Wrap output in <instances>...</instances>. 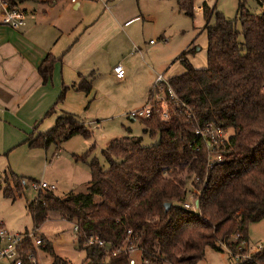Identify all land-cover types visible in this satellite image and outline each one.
<instances>
[{"label": "trees", "instance_id": "obj_1", "mask_svg": "<svg viewBox=\"0 0 264 264\" xmlns=\"http://www.w3.org/2000/svg\"><path fill=\"white\" fill-rule=\"evenodd\" d=\"M7 1L20 7L25 1L53 0ZM192 7L193 0H178L180 12L192 16ZM205 29L206 68H195L187 60L193 48L182 51L179 59L185 72L167 79L163 98L149 94L151 114L141 120L145 133L158 135L157 143L144 145L143 138L134 135L114 138L102 150L107 170L98 159L90 161L86 192L56 196L40 190L36 199L26 202L36 230L50 211L75 223L79 248L85 250L80 264H129L128 251L113 254L129 229L136 235L142 261L199 264L207 247L221 249L225 244L231 254L241 243L248 247L249 226L264 219V9L255 14L240 5L234 19L217 13L215 24H206ZM55 61L48 54L40 64L43 83L49 81ZM168 86L186 106L175 104ZM76 88L89 93L92 78L83 79ZM67 90L62 88L57 103ZM51 113L52 109L46 115ZM206 123L229 131L220 146L223 158L213 165L206 143L195 135L196 127ZM92 134L77 115L64 112L52 128L30 135L26 142L48 148L76 135L90 138ZM24 184V177L10 169L0 172L4 196L22 197ZM194 189L197 211L184 207ZM90 238L105 245L86 244ZM43 241L42 249L53 255L52 264H72ZM34 248L33 239H27L25 251L34 253ZM239 264H264V245Z\"/></svg>", "mask_w": 264, "mask_h": 264}, {"label": "crops", "instance_id": "obj_2", "mask_svg": "<svg viewBox=\"0 0 264 264\" xmlns=\"http://www.w3.org/2000/svg\"><path fill=\"white\" fill-rule=\"evenodd\" d=\"M86 1L95 5L94 11L88 12L81 0H53L40 15L34 8L29 19L28 9L23 8V24L17 28L0 22V172L11 164L15 174L23 173L19 168L23 165V147L30 150L29 157L36 152L33 150L43 148L29 146L27 138L52 128L62 113L77 115L85 125L103 115L121 116L127 111L134 120L137 117L130 113L148 104L158 74L170 78L185 72L182 65L183 70L177 68L169 73L175 60L171 63L172 55L163 51V57L157 58L155 54H160L161 47L143 46L150 34H159L161 40H166V28L165 23L157 21L156 12L142 5V0ZM194 43L195 40L186 50ZM115 53L118 56L113 58ZM48 54L56 61L49 81L43 83L38 68ZM116 65L123 66V78L115 75ZM90 78L89 93L76 88L80 81ZM104 79L116 87L107 86ZM65 86V97L57 103ZM95 104L103 107L96 116L92 109ZM51 109L52 113L46 115ZM74 183L72 180L71 186Z\"/></svg>", "mask_w": 264, "mask_h": 264}, {"label": "rangeland", "instance_id": "obj_3", "mask_svg": "<svg viewBox=\"0 0 264 264\" xmlns=\"http://www.w3.org/2000/svg\"><path fill=\"white\" fill-rule=\"evenodd\" d=\"M60 1L67 2L70 0ZM261 1L193 0V14L189 16L179 11L178 0H142V5L146 9L156 12L157 21H161L162 24L165 23L164 27L166 28V40H161L158 37L159 34H150L148 35L146 43H143V46L145 44V46L150 48L161 47L162 51H160V54H155L157 58L160 57L159 55L163 57V51H168V55H172L171 63L175 59L168 71L173 74L177 71V68L183 70L182 63L176 57L181 51L186 50V47L195 40V43L191 47L194 50L193 52H188L186 56L187 60L192 65L194 64L196 68L205 69L207 66L208 47L205 25L215 24L217 13L223 14L228 19H234L237 16L240 5H243L251 13H261L264 9ZM81 2L82 6L87 5L88 12L94 11L95 5L92 2H87L86 0H81ZM47 4L48 2L39 4L33 1H25L20 7L22 9H28L26 19H29L34 8L37 9L40 15L47 8ZM150 39H153L154 44L150 43ZM117 56L118 53H115L112 57L116 58ZM164 77L167 78V76ZM104 80L107 86L111 88L116 87V84L111 80ZM127 92L129 91L126 90ZM118 93L124 94L125 92L118 90ZM163 97L164 94L162 91L159 92V95L155 92V99H161ZM102 108V106L95 104L92 108L94 115L101 114V111H103ZM128 112L123 113L121 116L110 115L108 117L103 115L102 118H96L94 123H86L87 128L93 133L90 138L76 135L63 141L59 146L51 144L46 150L43 148L42 150H33L36 151V154L33 153L31 157L27 156L30 150L24 146L23 165L22 163L19 165L20 170L23 172L19 174L24 177L25 182L22 197H17L14 200L4 196L3 191H0V220L3 221L5 227L13 232L21 233L26 230H34L32 217L26 208V202L32 201L38 196V191L32 188L34 181H53L56 183V188L52 190L56 196H64L68 192L66 190L69 188L72 191L74 189V192H86L87 183L91 179L90 161L96 158L105 170L109 168V164L102 154V150L106 148L108 140L112 138L111 136L115 137L119 135L122 137L134 135L142 137L144 145L157 143L159 140L158 135L150 136L145 133L143 121L140 118L131 120ZM108 114H110V111ZM83 156L84 159L77 158ZM8 169L15 173L11 168V164H9ZM72 180L75 183L71 186L70 183ZM43 192L47 191L43 190ZM74 227V222L61 217L56 211H50L48 219L37 228V231L34 230V254L37 257V264H52L53 262V255L41 247L43 238L46 242L52 244L54 253L57 256L68 260L72 264H80L85 258V250L79 248L78 235ZM234 238H232V241H235ZM263 245L264 219L257 223H252L249 226L248 247L244 242L239 244L235 250L239 251L247 247L245 249L247 252L244 255L248 256L250 253L258 251ZM134 256L139 260L137 254ZM240 262L241 260L236 259L226 246L221 245V249L207 247L205 255L199 264H239ZM161 264L168 263L162 262Z\"/></svg>", "mask_w": 264, "mask_h": 264}, {"label": "built area", "instance_id": "obj_4", "mask_svg": "<svg viewBox=\"0 0 264 264\" xmlns=\"http://www.w3.org/2000/svg\"><path fill=\"white\" fill-rule=\"evenodd\" d=\"M77 0H72L75 2ZM25 17V12L22 8L18 7H11L7 0H0V22L2 24L8 25L13 28H17L23 24V20ZM153 42V41H152ZM115 75L118 78H123L125 75V70L122 65H116L114 67ZM167 83V79L164 77L163 74H158L155 79V83L152 88V92H160L163 90V84ZM168 93L172 100H174L176 105L186 106L184 103L180 101L177 97L175 92L171 87L168 86ZM151 114V102L149 101L148 104L139 110L132 111L130 115L132 117L137 118H148ZM187 116H190L188 114ZM229 131L225 130L224 128L215 125L214 123H206L202 127H196L195 135L198 139H200L201 143H206L208 149V162L209 165H213L222 160L223 154L220 151V146L222 145L223 141L227 137ZM199 148L197 147L196 150ZM32 188L40 191V190H48L52 191L56 188L55 184L46 182V181H34L32 183ZM198 191L194 189L190 195L188 200L184 203V207L189 210L197 211V205L195 204L198 198H196ZM36 230V228H34ZM28 231L25 232H13L8 230L3 221L0 220V264H24V262H29L31 264H37V257L31 251H25V242L27 239L35 238V231ZM75 230L77 228L75 227ZM37 231V230H36ZM135 236H133V231L131 229L127 232V237L123 242V245L120 247H116L113 250V254L116 255L121 251H128L130 255L129 264H159L158 262L152 261H142L141 260V252L139 247L135 245ZM239 235L236 234L235 238ZM97 242L98 245L103 246L105 243L98 239V238H90L86 244H92ZM108 245L112 246L111 243ZM226 246L225 244H223ZM247 247L242 250L232 252V255L236 259H246L250 258V255L245 256L242 252ZM140 253V255H139ZM135 254L138 255V258H135Z\"/></svg>", "mask_w": 264, "mask_h": 264}, {"label": "water", "instance_id": "obj_5", "mask_svg": "<svg viewBox=\"0 0 264 264\" xmlns=\"http://www.w3.org/2000/svg\"><path fill=\"white\" fill-rule=\"evenodd\" d=\"M195 204L198 206L199 205V200H197ZM169 206H170V203H167L166 204V208H169Z\"/></svg>", "mask_w": 264, "mask_h": 264}]
</instances>
